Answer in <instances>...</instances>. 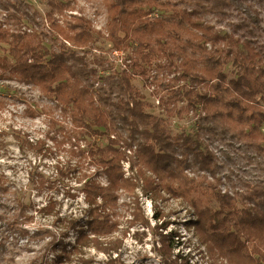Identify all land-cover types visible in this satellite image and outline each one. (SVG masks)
Listing matches in <instances>:
<instances>
[{
    "label": "trees",
    "instance_id": "obj_1",
    "mask_svg": "<svg viewBox=\"0 0 264 264\" xmlns=\"http://www.w3.org/2000/svg\"><path fill=\"white\" fill-rule=\"evenodd\" d=\"M102 1L107 35L97 34L110 41L113 50H132L129 72L110 73L100 61L97 68L91 67L81 56L80 50L91 49L92 22L74 15L65 21L55 18L74 11L72 0H48L50 10L44 17L26 0H0V9L15 24L35 27L29 34L0 25V45L8 46V55L0 56V81L15 79L37 88L69 115L78 134L96 138L89 142L87 154L106 184L84 179L87 225L78 231L72 250L95 247L108 254L105 264H115L113 254L120 247L106 239L119 226L115 216L120 191L137 201L139 179L143 194L164 192L188 204L196 234L211 254L228 264H264V67L257 57L261 53L243 56L215 46L208 50L206 35L191 25L193 17L237 12L253 40L260 28L259 15L246 5L248 0ZM162 57L178 58L179 79L190 84L173 94L186 100L197 117L193 135L171 136L164 121L147 112L144 97L133 86L134 78H145L147 69ZM229 61L237 68L231 80L224 73ZM128 151L135 153L138 164L132 161L130 167L137 166L138 179L124 177ZM247 176L251 180L246 185ZM137 209L138 204L134 223L140 219ZM0 224L14 229L28 245L40 235L39 229L32 233L20 229L19 216L10 218L6 212H0ZM160 228V250L167 264H189L174 254L179 245L175 235L164 234L167 224ZM50 240L45 246L48 253L57 251L55 236ZM0 248L6 244L0 242ZM48 253L29 264H60L71 250L64 246L52 261Z\"/></svg>",
    "mask_w": 264,
    "mask_h": 264
},
{
    "label": "rangeland",
    "instance_id": "obj_2",
    "mask_svg": "<svg viewBox=\"0 0 264 264\" xmlns=\"http://www.w3.org/2000/svg\"><path fill=\"white\" fill-rule=\"evenodd\" d=\"M26 2L43 17L50 10L48 0ZM72 5L73 12H66L65 16L56 15L55 18L65 21L74 15L92 22L95 32L91 49L80 50L81 56H86L91 67L95 61H100L102 67L111 69L110 73H123L124 57L123 71H114L110 66L114 51L110 41L97 34L106 36L107 32L103 1L72 0ZM246 5L259 15L260 28L253 40L243 25V15L237 12L225 17H193L191 25L206 35L208 50L215 46L243 56L260 52L257 57L264 67V0H248ZM3 13L4 10L0 9V20L2 18V22L7 23V28L18 32L25 25L27 29L35 30L26 22L15 24L8 13L3 18ZM47 47L50 48V44ZM7 50L8 46L0 45V56L8 55ZM224 73L228 80L235 79L237 68L229 61L225 63ZM179 76L178 58L162 57L147 69L145 78L137 76L132 81L144 97L147 112L161 118L173 137L193 135L197 129V117L189 111L187 101L173 94L190 88V84L186 86ZM62 112L55 103L42 97L37 88L20 84L15 79L0 81V212L8 213L10 218L19 216V227L25 232L40 230V235L28 245L26 238H19L14 229L8 231L4 224H0V242L6 244V248H0V264H29L41 259L48 253L45 246L53 236L57 251L49 250V261L54 260L64 246L71 250V254L60 264H105L109 259L108 254L95 247L72 250L78 231L87 225L88 206L82 192L84 179L91 178L105 185L106 178L95 172L87 154L89 142L96 138L78 134L71 126L69 115ZM102 141L106 143V137ZM133 155L134 152L127 154L123 162L124 177L130 180L137 178V166L130 167L132 161L138 164ZM216 155L220 158L219 153ZM151 176L147 172V177ZM250 180L247 176L245 184ZM138 183L137 201L124 191L119 193L115 216L119 226L106 239L115 241L112 247H120L118 253L113 254L117 259L115 264H167L159 243V234L163 231L160 227L164 224H167L164 234L177 237L175 240L179 247L174 252L176 256H181L189 264H228L218 254H211L201 243L192 224L194 212L184 200L164 192L152 196L143 194L141 180L138 179ZM136 204L140 210L135 213L140 215V219L134 223ZM160 217L163 218L159 220Z\"/></svg>",
    "mask_w": 264,
    "mask_h": 264
},
{
    "label": "built area",
    "instance_id": "obj_3",
    "mask_svg": "<svg viewBox=\"0 0 264 264\" xmlns=\"http://www.w3.org/2000/svg\"><path fill=\"white\" fill-rule=\"evenodd\" d=\"M3 18L4 17H7V13L6 12H4L3 13V16H2ZM0 25L4 28V29H6V30H8V29H10V31H14L13 30V28H7L8 26H7V23H3L2 22V18H1V20H0ZM20 31H21V33H23V32H27V33H32L33 31L32 30H30V29H27V27L25 26V25H23L22 27H21V29H20ZM106 35H107V33H106ZM68 43V42H67ZM68 45H70L69 43H68ZM83 51H85V50H83ZM132 51V50H131ZM97 52V51H96ZM95 52V53H96ZM99 54H101V53H99ZM123 57H124V60H125V63H124V65H125V71H127V72H129L130 71V65L132 64V59H133V55H132V52H130V51H124V50H114L112 53H111V64H110V66L113 68V69H115L114 71H116L117 69H120L121 71H123V69H122V66H123V62H124V60H123ZM100 58V57H99ZM94 67H96L97 68V62L95 61L93 64H92ZM114 66L116 67V68H114ZM124 72V71H123ZM159 103V102H158ZM128 154H131V152H127Z\"/></svg>",
    "mask_w": 264,
    "mask_h": 264
}]
</instances>
